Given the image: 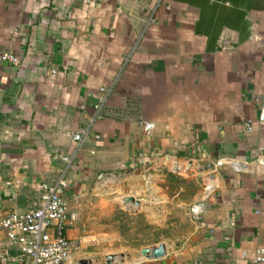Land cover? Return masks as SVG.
I'll use <instances>...</instances> for the list:
<instances>
[{
    "label": "crops",
    "instance_id": "crops-1",
    "mask_svg": "<svg viewBox=\"0 0 264 264\" xmlns=\"http://www.w3.org/2000/svg\"><path fill=\"white\" fill-rule=\"evenodd\" d=\"M88 1L0 0V53L18 59L0 61V220L38 203L39 184L65 169L61 197L77 214L63 232L67 264L91 263L106 235L94 223L126 181L143 180L151 205L165 160L230 158L247 165L223 164L214 194H194L193 234L130 264H251L264 249V169L253 162L264 154V0ZM0 247L19 245L0 228Z\"/></svg>",
    "mask_w": 264,
    "mask_h": 264
},
{
    "label": "rangeland",
    "instance_id": "rangeland-1",
    "mask_svg": "<svg viewBox=\"0 0 264 264\" xmlns=\"http://www.w3.org/2000/svg\"><path fill=\"white\" fill-rule=\"evenodd\" d=\"M161 166L151 205L145 182L128 180V186L113 197L115 208L111 215L94 223L93 230L106 235L88 251L96 253L92 264H106L109 255L110 264H130L144 258L140 254L142 248L162 242L171 245L193 234L195 225L189 217V208L194 194L201 191L202 171L191 161L180 165L168 159ZM137 192L140 196L135 195ZM127 197H133L138 205L124 204Z\"/></svg>",
    "mask_w": 264,
    "mask_h": 264
},
{
    "label": "built area",
    "instance_id": "built-area-1",
    "mask_svg": "<svg viewBox=\"0 0 264 264\" xmlns=\"http://www.w3.org/2000/svg\"><path fill=\"white\" fill-rule=\"evenodd\" d=\"M88 3L89 1L86 0ZM0 61L17 65L18 59L9 52L0 53ZM57 74L55 69L49 70V77L54 78ZM259 108L256 121L264 124V93L258 98ZM95 117L99 115L100 103L94 105ZM140 124L146 134L150 133V123L140 119ZM246 130L251 131V121L246 122ZM75 142L77 150L86 136L84 132L69 133ZM70 156H62L61 159L69 163ZM257 167L264 169V154L259 155L253 161ZM223 164L234 169H244L247 164L239 163L230 158H222L214 163L204 164L199 167L202 171V199L211 197L218 181V169ZM175 169V168H174ZM65 169L60 170L58 179L52 183H40L39 202L25 212H9L0 220L2 228L13 243H18V253L11 255L7 249L0 247V264H67L72 255L74 243L67 239L63 232L67 225L77 219L75 212L67 211V204L62 199V189L66 183L63 178ZM189 214L193 219H198L201 214L199 203H194L189 208ZM243 257L247 255L242 253ZM264 262V249L255 250L251 264H262Z\"/></svg>",
    "mask_w": 264,
    "mask_h": 264
},
{
    "label": "water",
    "instance_id": "water-1",
    "mask_svg": "<svg viewBox=\"0 0 264 264\" xmlns=\"http://www.w3.org/2000/svg\"><path fill=\"white\" fill-rule=\"evenodd\" d=\"M132 202L134 205H138V202L133 197H127L123 200V203L126 204L128 202ZM140 254L145 259H157L162 257L165 254V247L163 243L158 244L157 246L151 248H142L140 250ZM112 262V256L109 255L108 259L106 260V264H110ZM78 264H91L90 261L87 260H80Z\"/></svg>",
    "mask_w": 264,
    "mask_h": 264
},
{
    "label": "bare ground",
    "instance_id": "bare-ground-1",
    "mask_svg": "<svg viewBox=\"0 0 264 264\" xmlns=\"http://www.w3.org/2000/svg\"><path fill=\"white\" fill-rule=\"evenodd\" d=\"M128 203H132V202L129 201ZM132 205H134V204L132 203ZM113 262H114V259H113Z\"/></svg>",
    "mask_w": 264,
    "mask_h": 264
}]
</instances>
